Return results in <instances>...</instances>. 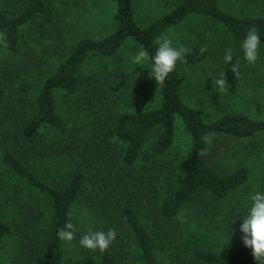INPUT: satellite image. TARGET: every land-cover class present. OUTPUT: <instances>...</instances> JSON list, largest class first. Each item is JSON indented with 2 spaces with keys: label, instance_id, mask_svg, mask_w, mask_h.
Here are the masks:
<instances>
[{
  "label": "rangeland",
  "instance_id": "obj_1",
  "mask_svg": "<svg viewBox=\"0 0 264 264\" xmlns=\"http://www.w3.org/2000/svg\"><path fill=\"white\" fill-rule=\"evenodd\" d=\"M42 1L52 11L50 20L37 19L38 24L30 22L22 26L16 52L0 42V74L5 68L14 72L12 83L0 88V99L7 104L9 113L17 114L20 122L33 114L40 84L70 53L77 40L97 38L113 28L114 5L109 0ZM176 2L133 0L135 19L146 26ZM21 3L0 0V9L13 14L22 7ZM219 6L238 16L264 15V0H220ZM165 34L174 44L190 47L200 43L209 53L203 62L184 71L182 90L183 99L203 119L210 120L228 111L264 117L263 48L258 64L247 66L239 49L240 42L229 38L217 23L200 17L187 19ZM136 47L135 43L126 41L112 56L89 54L79 70V89L72 93L55 90L57 112L62 119L60 128H41L38 139L28 142L30 145L0 133V211L12 228L0 243V264H38L52 218L47 194L31 187L10 169L3 160L5 151L22 155L21 159L52 186L64 185L76 170L85 177L69 211L70 222L77 226L76 239L71 244L62 242L63 257L59 264H100L105 254H112L115 264H141L138 247L121 221L120 210L124 205L133 206L149 229L157 264H202L194 259L196 249L213 250L227 260L238 249L241 221L235 220L243 215L248 194L257 188L264 189V131L242 138L228 135L210 138L207 161L212 169L228 174L244 166L248 178L223 198H214L206 191L195 193L171 218H162L154 206L178 185V162L190 142L179 119L173 143L166 152L154 154L151 146L156 135H149L136 164L128 168L127 184L112 190L103 178V171L109 168L99 167L94 172L92 157L104 153L113 160L120 147L112 134L114 117L123 111L138 112L158 104L160 86L148 70L139 66L130 70L127 63L124 53ZM228 47L235 50L234 59H239L237 75L232 64L223 63L224 50ZM222 72L228 89L218 92L212 86V79ZM73 137L76 144L67 146L65 142ZM116 174L109 172L111 181L116 179ZM116 181L120 185V180ZM131 184L136 186L129 187ZM108 191L107 196L104 193ZM143 198L148 206H144ZM90 228L104 231L113 228L116 239L103 252L84 249L77 241ZM250 264L257 261L253 258Z\"/></svg>",
  "mask_w": 264,
  "mask_h": 264
},
{
  "label": "trees",
  "instance_id": "obj_2",
  "mask_svg": "<svg viewBox=\"0 0 264 264\" xmlns=\"http://www.w3.org/2000/svg\"><path fill=\"white\" fill-rule=\"evenodd\" d=\"M20 1L22 7L18 8L16 13L8 14L0 9V33L3 34L5 47L12 52L18 49L22 26L30 22L38 24V21H35L37 19L48 21L52 16L51 9L42 0ZM109 1L114 5L112 30L97 38L82 37L77 40L70 53L40 84L34 99L33 114L27 120L20 122L17 114L9 113L7 104L0 99L1 134L29 144L28 142L38 139L36 136L41 128H60L62 119L57 112L55 90L62 89L72 93L79 89V70L89 54L112 56L126 41L143 46L150 54H154L155 38L187 19L200 17L217 23L229 38L237 42L244 38L250 28H256L264 41V15L238 16L228 13L219 6L220 0H177L169 11L156 17L146 26H141L136 21L133 0ZM41 26L42 23L38 25L39 28ZM192 45L188 47L191 52L187 55L186 62L178 63L176 70L169 75L164 86L160 87L159 101L155 107L138 112L123 111L114 117L112 134L120 143L117 154L114 155L115 159L111 160L104 153L91 156L94 160V172L99 167L109 168L108 171H103V178L114 190L116 186L127 184L128 168L136 164L150 134L156 135L151 146L154 154L164 153L171 147L176 120L179 119L190 136V142L186 153L178 162V185L161 199L158 206H154L162 218L175 216L185 202L197 192L206 191L214 198H223L247 180L248 170L244 166L228 174H220L212 169L207 161L206 135L210 138L219 135L242 138L264 131V117L256 118L242 111H228L205 120L183 99L184 71L209 56L202 44ZM201 48L205 51L202 52ZM262 48L264 49V46ZM13 73L7 68L1 72L0 88L12 83ZM73 139L74 137L65 142L67 146L68 143L76 144ZM80 142L86 143L85 140ZM45 149L48 150L47 145ZM201 151L204 155H200ZM20 156L22 155L5 151L3 160L31 187L47 194L52 206L51 223L38 264H59L63 250L57 233L70 221V207L81 192L85 177L80 170H76L64 185L52 186L41 179ZM109 172L117 173L115 180H110ZM116 180H120V185L116 184ZM135 186L131 184L129 187ZM109 191L104 194L108 196ZM142 202L144 206L149 205L145 198ZM120 217L138 247L141 264H157L153 238L149 229L140 221L136 209L131 205H124L120 210ZM11 231L10 224L3 219L0 211V243ZM194 259L202 264H250L253 256L251 249L243 246L241 241L238 249L227 260L209 249H196ZM114 261L112 254H105L101 257L100 264H115Z\"/></svg>",
  "mask_w": 264,
  "mask_h": 264
},
{
  "label": "clouds",
  "instance_id": "obj_3",
  "mask_svg": "<svg viewBox=\"0 0 264 264\" xmlns=\"http://www.w3.org/2000/svg\"><path fill=\"white\" fill-rule=\"evenodd\" d=\"M3 39V34L0 33V42ZM154 43L156 45L154 54H150L143 46H137L134 51L125 52L124 55L130 70H135L138 66L144 67L157 85L163 87L169 75L176 70L177 64L186 62V57L191 49L182 44H174L173 39L167 34L156 37ZM262 46H264V41H262L260 32L256 28H250L239 43V49L247 66L258 64L262 55ZM201 51L203 52L205 49L201 48ZM235 56L236 52L233 48H226L223 63L225 66L232 64V70L237 75L239 59H234ZM226 83L225 72L217 76L214 81L212 79V86L214 84L218 92L228 89ZM205 140L209 141L210 137L206 135ZM200 155H204V152L201 151ZM237 220L241 221L239 232L242 233L240 239L243 246L251 249L257 264H264V189L257 188L248 194L244 213L235 221ZM76 231L77 226L69 221L58 231L57 236L65 244H71L76 239ZM235 231L236 229L231 234V239ZM116 236V230L113 228H109L107 231L90 228L80 235L77 243L84 249L103 252L115 241Z\"/></svg>",
  "mask_w": 264,
  "mask_h": 264
}]
</instances>
